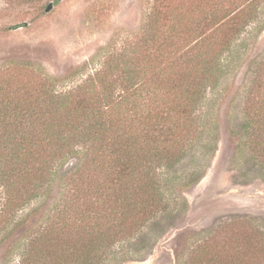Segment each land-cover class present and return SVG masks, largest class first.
Returning a JSON list of instances; mask_svg holds the SVG:
<instances>
[{"label":"trees","instance_id":"trees-1","mask_svg":"<svg viewBox=\"0 0 264 264\" xmlns=\"http://www.w3.org/2000/svg\"><path fill=\"white\" fill-rule=\"evenodd\" d=\"M200 2L183 11L161 0L132 50L100 48L62 76L17 65L0 75V264H125L154 217L171 204L187 209L178 192L204 174L183 182L171 170L216 132L219 116L197 110L230 73L224 56L258 7L206 0L203 11ZM88 69L82 83L58 91ZM248 70L242 121L229 135L235 159L246 151L264 170V58ZM186 264H264V233L237 222Z\"/></svg>","mask_w":264,"mask_h":264},{"label":"rangeland","instance_id":"rangeland-1","mask_svg":"<svg viewBox=\"0 0 264 264\" xmlns=\"http://www.w3.org/2000/svg\"><path fill=\"white\" fill-rule=\"evenodd\" d=\"M160 1L0 0V75L17 65L59 77L90 61L100 48L110 47L115 53L132 50L140 42L142 21L154 14ZM163 1L171 6L182 4L184 11L193 0ZM199 2L200 9L207 11L206 0ZM49 3L53 7L45 12ZM257 3V18L233 40L235 51L224 56L231 64L230 73L215 89L206 91L197 110L203 118L219 116L216 132L205 136L171 170L170 175L183 182L193 173L204 174L189 189L178 192L187 209L179 213L177 204H171L166 213L154 217L130 243L136 252L125 264H175L177 254L181 264H186L199 245L212 239L220 243L228 237L230 225L237 222L264 233V170L247 160L246 151L236 160L229 135L242 121L245 88L253 76L248 63L264 58V0ZM91 74L92 69L81 72L58 91L74 88ZM217 136L215 142L217 138H212ZM246 170L248 177L243 175ZM54 191L58 193V184ZM3 202L0 188V207ZM2 255L0 251V262Z\"/></svg>","mask_w":264,"mask_h":264},{"label":"water","instance_id":"water-1","mask_svg":"<svg viewBox=\"0 0 264 264\" xmlns=\"http://www.w3.org/2000/svg\"><path fill=\"white\" fill-rule=\"evenodd\" d=\"M52 7H53V3H49L47 8L45 9V12L51 11Z\"/></svg>","mask_w":264,"mask_h":264}]
</instances>
